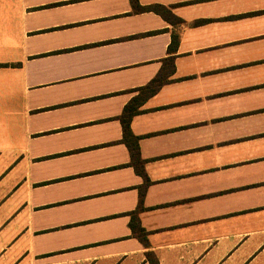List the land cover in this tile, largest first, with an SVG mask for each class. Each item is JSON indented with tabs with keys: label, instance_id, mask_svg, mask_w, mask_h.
<instances>
[{
	"label": "crops",
	"instance_id": "obj_1",
	"mask_svg": "<svg viewBox=\"0 0 264 264\" xmlns=\"http://www.w3.org/2000/svg\"><path fill=\"white\" fill-rule=\"evenodd\" d=\"M136 1L181 24L130 0H0V264H264V0L220 7L223 39L184 48L187 17L212 3ZM172 33L170 81L130 121L144 185L118 117ZM236 44V66L194 55ZM91 123L107 124L94 143L104 165L45 167L89 155L91 144L50 140ZM110 174L112 185H87Z\"/></svg>",
	"mask_w": 264,
	"mask_h": 264
},
{
	"label": "rangeland",
	"instance_id": "obj_2",
	"mask_svg": "<svg viewBox=\"0 0 264 264\" xmlns=\"http://www.w3.org/2000/svg\"><path fill=\"white\" fill-rule=\"evenodd\" d=\"M202 3H212L210 5H205L203 7L198 8L197 10H194L192 14H190L187 17L188 21H185V30L182 32L184 44L183 48L187 46L193 47L195 45H203V44H209L218 40L223 39L222 32L216 31L220 28L218 23H215L214 20V14L219 12L218 9L222 7V9H229L230 11H233L235 8L236 0H228L225 3H217V0H202ZM191 4L183 5L187 6ZM199 16V17H197ZM202 16H207L210 19H202ZM233 19V18H231ZM234 22V20H232ZM195 23V26H194ZM234 25V24H233ZM196 27V28H195ZM198 27V28H197ZM198 29V30H196ZM181 34V35H182ZM238 34V33H236ZM181 39V37H180ZM245 46H242L241 44H236L231 47H220L215 50H210L211 52H198L195 53L196 59H203L205 57H216V56H224L228 58L227 62L232 63L234 66L239 64V62L242 60L241 56L245 52ZM194 57V56H193ZM232 72V81L236 80L235 77H242L244 75V72H242L240 69L237 68ZM81 129L79 133L76 134H70L66 133L65 136L61 138L52 139L50 141L52 142H59V141H70L72 146H84L89 145L85 147L86 149L91 150L92 152L86 156H83L82 158H74L72 160L66 161L67 168H63L60 165L64 164L65 162H53L45 167L54 168L58 171H80L82 169H89L94 168L97 166L104 165L105 162L102 161V157L105 155V153L96 152L97 148H99V144H94L99 139L102 138V134L106 129V125L104 123H91L87 127V129H84V124H80ZM61 169V170H60ZM110 171H114L113 168H108ZM92 172V171H91ZM112 173V172H111ZM117 175L116 174H110L107 176H97L95 178H91L88 180L87 185H112L115 183Z\"/></svg>",
	"mask_w": 264,
	"mask_h": 264
},
{
	"label": "trees",
	"instance_id": "obj_3",
	"mask_svg": "<svg viewBox=\"0 0 264 264\" xmlns=\"http://www.w3.org/2000/svg\"><path fill=\"white\" fill-rule=\"evenodd\" d=\"M132 10L134 12H152L159 15L171 26H177L181 24V21L174 17L169 10L159 5L141 7L138 5L136 0H130ZM178 46V36L176 33H172L171 42L168 46L169 56L162 61V66L156 76L149 81L145 86L136 89V96H134L122 109L118 121L121 126L122 138L121 142L127 148L129 154V166H131L134 172L142 178L143 184L146 185L147 179L143 170V161L140 159L138 150V138L133 136L130 131L131 119L140 114L141 106L143 103L153 96L161 86L170 81V78L174 72L173 57L170 55L175 52ZM130 215L129 228L131 232L145 244L143 230L139 227L137 218L132 212ZM157 264V262L152 263Z\"/></svg>",
	"mask_w": 264,
	"mask_h": 264
}]
</instances>
